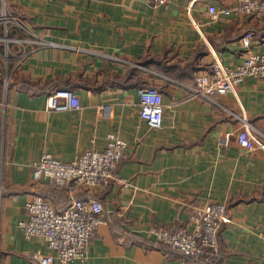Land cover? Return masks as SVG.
I'll return each instance as SVG.
<instances>
[{"label": "crops", "instance_id": "obj_1", "mask_svg": "<svg viewBox=\"0 0 264 264\" xmlns=\"http://www.w3.org/2000/svg\"><path fill=\"white\" fill-rule=\"evenodd\" d=\"M4 2L17 23L5 32L0 0V264L52 253L18 224L34 195L59 202L52 184L33 180V163L44 153L72 161L103 150L112 135L126 142L118 178L77 193L101 201L103 221L83 258L53 264H208L169 254L155 232L190 226L209 201L226 205L219 264H264V77H246L214 100L193 91L214 55L235 66L264 52V20L207 14L208 4L232 0ZM248 30L257 37L246 48ZM141 85L163 94L159 127L139 115ZM57 88L74 90L81 107L48 109ZM246 125L256 138L250 148L236 138Z\"/></svg>", "mask_w": 264, "mask_h": 264}, {"label": "built area", "instance_id": "obj_2", "mask_svg": "<svg viewBox=\"0 0 264 264\" xmlns=\"http://www.w3.org/2000/svg\"><path fill=\"white\" fill-rule=\"evenodd\" d=\"M160 4L168 0H156ZM231 5L217 8L210 3L207 14L210 18L246 14L264 20V0H232ZM1 19L5 32L9 31L12 17L5 8ZM17 22V20L15 21ZM21 28L24 26L18 23ZM257 33L248 30L240 38L244 47H249ZM264 77V52H247L235 66L224 65L214 55L209 69L198 72L194 77L193 91L210 100L213 94L233 92L235 86L246 77ZM140 96V117L151 127L162 124L164 114L163 94L154 86L138 88ZM81 107L76 92L69 88H57L47 97L48 109H79ZM229 134L221 138L226 144ZM238 143L250 148L255 136L249 125L236 133ZM126 142L112 135L103 150L88 149L72 161H63L51 153H44L33 163L32 178L36 182H47L59 187H67L71 201L62 210H56L42 195H34L26 203V218L18 224L27 238L44 239L52 253L34 254L35 264H53L56 260L70 262L83 258L88 243L96 236L103 221V205L100 200L89 196H77L81 188L106 186L118 178L115 170L119 165ZM3 164L0 160V191L2 189ZM226 218V205L219 201H209L191 216V225L171 224L168 230L155 232L158 243L169 245L181 251L187 258L195 260L221 261L224 252L220 245V232ZM264 242V234H262Z\"/></svg>", "mask_w": 264, "mask_h": 264}, {"label": "trees", "instance_id": "obj_3", "mask_svg": "<svg viewBox=\"0 0 264 264\" xmlns=\"http://www.w3.org/2000/svg\"><path fill=\"white\" fill-rule=\"evenodd\" d=\"M16 14V13H15ZM17 15V14H16ZM141 86H146V85H141ZM53 90L50 91V93L52 92ZM51 186V189L48 191L49 193L52 192L56 194V198L58 197L59 198V202H58V206L57 207H54L56 210H62L63 208H65L69 202L71 200H62V197H61V193H68L69 192V189L67 187H59V186H55V185H50ZM48 193V194H49ZM54 194V195H55ZM163 249H165L169 254L171 255H174V254H177V255H180L181 257H184V258H187L181 251L177 250V249H174L172 247H170L169 245H165V244H162V243H159ZM189 259V258H187ZM190 261H193V262H203V260H195V259H189ZM206 263L208 264H219L221 261H215L213 260L212 258H209L208 260H205Z\"/></svg>", "mask_w": 264, "mask_h": 264}, {"label": "rangeland", "instance_id": "obj_4", "mask_svg": "<svg viewBox=\"0 0 264 264\" xmlns=\"http://www.w3.org/2000/svg\"><path fill=\"white\" fill-rule=\"evenodd\" d=\"M10 15H11L12 17H15V18H16V16H15L14 14H12V13H10ZM15 21H16V19H15V20L12 19L11 21H9V25H11V24H12V25H13V24H16L17 22L15 23ZM18 25H19V24H18ZM19 27H20V26H19ZM20 28H21V27H20ZM9 29H10V26H9Z\"/></svg>", "mask_w": 264, "mask_h": 264}]
</instances>
